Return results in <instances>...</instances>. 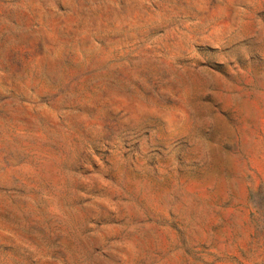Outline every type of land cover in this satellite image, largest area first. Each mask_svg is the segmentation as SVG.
<instances>
[{"label": "rangeland", "instance_id": "374dc122", "mask_svg": "<svg viewBox=\"0 0 264 264\" xmlns=\"http://www.w3.org/2000/svg\"><path fill=\"white\" fill-rule=\"evenodd\" d=\"M0 264H264V0H0Z\"/></svg>", "mask_w": 264, "mask_h": 264}]
</instances>
